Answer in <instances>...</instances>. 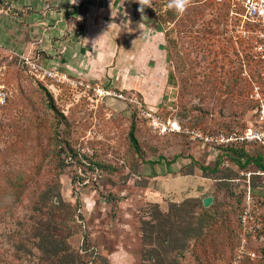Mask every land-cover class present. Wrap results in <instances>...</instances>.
<instances>
[{"label": "rangeland", "instance_id": "1", "mask_svg": "<svg viewBox=\"0 0 264 264\" xmlns=\"http://www.w3.org/2000/svg\"><path fill=\"white\" fill-rule=\"evenodd\" d=\"M168 4L0 0V264H65V250L83 264H229L247 189L264 216V146L205 138L253 124L264 65L215 0ZM22 56L69 80L34 78ZM155 204L193 234L144 237Z\"/></svg>", "mask_w": 264, "mask_h": 264}, {"label": "built area", "instance_id": "2", "mask_svg": "<svg viewBox=\"0 0 264 264\" xmlns=\"http://www.w3.org/2000/svg\"><path fill=\"white\" fill-rule=\"evenodd\" d=\"M226 6L225 18L230 38L235 43L247 47L255 61L264 65V0H215ZM29 73L39 80H49L60 84L68 81L67 74L59 70L56 64H44L38 59L22 56ZM253 103L254 122L242 131L219 132L206 136V140L226 147L262 144L264 146V88L255 84L250 93ZM0 100L5 94L0 92ZM174 125V124H173ZM169 129H177L174 126ZM167 128L164 127L163 131ZM264 175V169L256 172ZM239 239L229 264H241L245 257L254 259L257 247L264 248V223L260 206L254 202L247 189L244 205L238 216Z\"/></svg>", "mask_w": 264, "mask_h": 264}, {"label": "trees", "instance_id": "3", "mask_svg": "<svg viewBox=\"0 0 264 264\" xmlns=\"http://www.w3.org/2000/svg\"><path fill=\"white\" fill-rule=\"evenodd\" d=\"M221 7H222V12L224 13V16H225L226 6L225 5H221ZM128 136H129V140H130V143L133 146V148L135 150L139 151L138 150L139 149L138 140H137V137L135 135V124L134 123H132L131 126H130ZM260 145H262V144H259L258 146H260ZM229 149L231 151H233V152H236L237 150L243 151L244 146H241V147L240 146H234V148H229ZM240 154L241 153H239V157H241ZM176 158H177V156H174L173 157V161L176 160ZM262 158H263V156L261 154H257L256 157L253 158V161L256 163V166L257 167H259L261 169H264V162H262L264 160H262ZM235 161L239 164V166L245 167L249 163L250 159H245L243 162H240V160L238 158V159H235ZM202 169H206V168L205 167H202ZM154 207H155L154 208V214H153V217H152L154 222H153L152 225H149V226H146L145 228H143L144 237L146 235H148L147 238H150V237H152V235H154V237H156V239L159 241L160 238H161V234L166 233V230L164 229L165 228V224H168L169 225V227L167 229L168 230L167 233L169 232L170 234H172L173 233V230L172 229L176 228L175 229L176 231H180L181 230V231H183V233H187V237L188 236H191L193 234V232H191L192 231V228L190 226L180 227V226L175 225V221H173V220L170 219L168 213L161 212V210L158 209V206H156V204H155ZM175 214H176V212H175ZM48 215H50V213H48ZM262 219H263V223H264L263 213H262ZM52 221L53 220H51V224L50 225H52V223H53ZM47 230H48V228H47ZM145 231H147V232H145ZM158 246H160V245H158ZM83 247L84 248L82 250H84V251H86L89 248L86 242H84ZM257 248L259 249L260 253L258 254V252H257V255H256L255 258H260V257L263 258L264 257V248H262L261 246H258ZM65 251H66V257H65L66 258V261L64 260L65 264H83V262L79 258L80 255H79V253L77 251L76 252L73 251V250H65ZM47 253H50V252L48 251ZM147 253L150 254V259H151L152 255L155 254V250L150 249V250H148V252H146V253L144 252L143 253V256H142L143 259L146 258L145 255ZM62 258H59L58 259L59 262H62V260H63ZM247 259H249V258L248 257H245L242 260L241 264H244V262ZM148 260H149V258H148ZM162 260H161V262H160V260H158L157 263L158 264H164V262ZM170 261L172 263H174V264H177V261L175 259V255H172V258L170 259Z\"/></svg>", "mask_w": 264, "mask_h": 264}, {"label": "clouds", "instance_id": "4", "mask_svg": "<svg viewBox=\"0 0 264 264\" xmlns=\"http://www.w3.org/2000/svg\"><path fill=\"white\" fill-rule=\"evenodd\" d=\"M76 0H71V3H75ZM140 5V11L143 12L146 7L153 8V0H137ZM192 0H169L168 7L175 9L178 13L183 14L187 8L191 5Z\"/></svg>", "mask_w": 264, "mask_h": 264}, {"label": "water", "instance_id": "5", "mask_svg": "<svg viewBox=\"0 0 264 264\" xmlns=\"http://www.w3.org/2000/svg\"><path fill=\"white\" fill-rule=\"evenodd\" d=\"M212 202V198L210 196H206L202 199L203 206L207 207Z\"/></svg>", "mask_w": 264, "mask_h": 264}, {"label": "bare ground", "instance_id": "6", "mask_svg": "<svg viewBox=\"0 0 264 264\" xmlns=\"http://www.w3.org/2000/svg\"><path fill=\"white\" fill-rule=\"evenodd\" d=\"M173 126H174V128H178V125H176V124H174Z\"/></svg>", "mask_w": 264, "mask_h": 264}, {"label": "crops", "instance_id": "7", "mask_svg": "<svg viewBox=\"0 0 264 264\" xmlns=\"http://www.w3.org/2000/svg\"><path fill=\"white\" fill-rule=\"evenodd\" d=\"M56 64V63H55ZM57 65V64H56ZM59 66V65H58Z\"/></svg>", "mask_w": 264, "mask_h": 264}]
</instances>
